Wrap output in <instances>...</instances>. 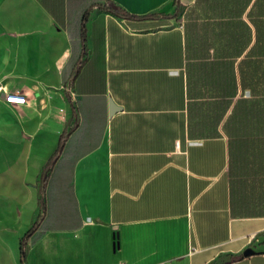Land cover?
<instances>
[{"label": "crops", "instance_id": "1", "mask_svg": "<svg viewBox=\"0 0 264 264\" xmlns=\"http://www.w3.org/2000/svg\"><path fill=\"white\" fill-rule=\"evenodd\" d=\"M180 3L0 0V264L64 134L26 264H264V0Z\"/></svg>", "mask_w": 264, "mask_h": 264}, {"label": "trees", "instance_id": "2", "mask_svg": "<svg viewBox=\"0 0 264 264\" xmlns=\"http://www.w3.org/2000/svg\"><path fill=\"white\" fill-rule=\"evenodd\" d=\"M109 4L110 5L111 4L115 5V3H112V2H110ZM175 4H176V10H175V13H174L173 16L179 15L182 12V5L180 3V0H175ZM110 5L107 8L111 12H114L115 14H117L119 16H122V17H125V18L134 17L130 13L122 11V9L120 7H117V5H116V8H113ZM87 15H88V12L86 13L84 21H83V24H82V33H83V38L82 39H83V41H85V34H86L85 24H86ZM154 16H158V14L154 13V14L144 15V17H146V18H150V17H154ZM83 51H85V47L83 48ZM253 76H255V75H253ZM255 78L256 77H254V81H255ZM262 78H263V84H264V71H263V77ZM257 81H258V83L260 82L259 79H257ZM65 141H66V136L64 134V135H62V139H61V142H60V145H59L58 149L56 150L55 154L50 158V160L48 161L47 165L45 166V168H44V170L42 172V176H41V179L39 181V205H40V208L42 210V213L39 215L37 221L34 223L32 228L24 235V237L21 240L20 258H21V263L22 264H26L25 261H26V253H27L28 241H29L30 237L34 234V232L36 231V229H37L38 225L40 224V222L44 218V215H45V212H46V189H47V186H48L49 174H50L55 162L57 161V159L59 158V156L62 154V152L64 150ZM244 257H245L244 254H241L239 256H234V257L231 258V260L229 262L234 261V260L239 259V258H244ZM229 262H224V263H221V264H228ZM214 264H216V263H214Z\"/></svg>", "mask_w": 264, "mask_h": 264}, {"label": "built area", "instance_id": "3", "mask_svg": "<svg viewBox=\"0 0 264 264\" xmlns=\"http://www.w3.org/2000/svg\"><path fill=\"white\" fill-rule=\"evenodd\" d=\"M11 104H24L26 102V97L22 93L9 91L4 85H0V97Z\"/></svg>", "mask_w": 264, "mask_h": 264}, {"label": "water", "instance_id": "4", "mask_svg": "<svg viewBox=\"0 0 264 264\" xmlns=\"http://www.w3.org/2000/svg\"><path fill=\"white\" fill-rule=\"evenodd\" d=\"M110 5V4H109ZM110 6H112L113 8H116V5L111 4ZM121 110V107L118 106L114 101H110V114H114L115 112ZM253 251L251 249H247L246 251H244V255L248 256L250 254H252Z\"/></svg>", "mask_w": 264, "mask_h": 264}]
</instances>
